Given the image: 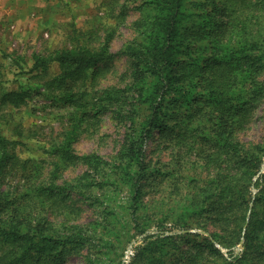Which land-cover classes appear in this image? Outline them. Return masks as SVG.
I'll list each match as a JSON object with an SVG mask.
<instances>
[{"label":"trees","instance_id":"1","mask_svg":"<svg viewBox=\"0 0 264 264\" xmlns=\"http://www.w3.org/2000/svg\"><path fill=\"white\" fill-rule=\"evenodd\" d=\"M141 1L136 37L119 52L106 35L97 48L34 55L33 70L61 69L51 102L70 108L72 121L48 150L49 181H38L35 165L22 192L3 188L20 159L0 133V264H68L77 255L125 264L124 246L145 234L131 264H264V135L245 138L264 118V0H235L231 13L220 0ZM117 57L130 63L127 82L96 90L97 67ZM39 92L11 91L3 103ZM108 114L125 129L118 152L77 153L82 124ZM152 141L174 152L176 167L150 162ZM70 166L83 168L71 180ZM166 181L172 192L147 201ZM73 195L91 202L94 223L53 219ZM195 229L210 235H165Z\"/></svg>","mask_w":264,"mask_h":264},{"label":"rangeland","instance_id":"2","mask_svg":"<svg viewBox=\"0 0 264 264\" xmlns=\"http://www.w3.org/2000/svg\"><path fill=\"white\" fill-rule=\"evenodd\" d=\"M229 13L237 9L235 0H220ZM141 0H0V133L15 143V152L20 159L11 169L4 189L22 192L27 187L28 172L34 176V166L40 167L38 181H49V174L55 160L49 157L51 145L59 142L71 124L70 108L53 105L52 96L60 93L56 88L49 89V83L60 74L57 64L48 71H35L34 55L49 56L58 51L74 47L97 48L106 35H111L112 50L119 52L136 37L134 22L141 16L138 10ZM130 63L125 57H117L108 64L97 67L101 73L96 80H89L93 87H122L127 82ZM77 89L82 85L76 81ZM11 91L39 92L32 98H25L19 106L3 103V97ZM264 114V105L258 108L257 117ZM111 114L84 122L80 135L75 141L79 154L97 153L111 159L123 142L125 129L117 126ZM264 135V118L260 119L247 140H259ZM159 136H157V141ZM149 146V159L158 168L168 171L175 166V156L171 149H164L158 142ZM160 148L159 150H156ZM188 155L183 156V161ZM186 164V163H185ZM184 164V165H185ZM185 173V167H177ZM183 169V170H182ZM83 168L70 166L65 172L69 180L77 177ZM38 183L37 180H34ZM173 182L166 181L161 192L150 190L147 201L162 200L172 192ZM71 196L67 206H60L53 214L58 222L75 221L79 224L95 222L90 201ZM213 230V228H211ZM210 235L201 229L166 232L165 235L191 233ZM153 233V232H151ZM147 234L133 239L126 250L124 262L131 264L135 249L143 245ZM242 250V245L239 246ZM224 254L228 251L220 246ZM82 256H73L68 264H83Z\"/></svg>","mask_w":264,"mask_h":264}]
</instances>
